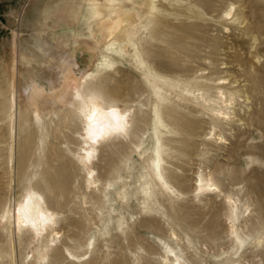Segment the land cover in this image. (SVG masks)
Returning <instances> with one entry per match:
<instances>
[{"label":"rangeland","instance_id":"obj_1","mask_svg":"<svg viewBox=\"0 0 264 264\" xmlns=\"http://www.w3.org/2000/svg\"><path fill=\"white\" fill-rule=\"evenodd\" d=\"M69 1L56 0L54 7L40 18L35 15V9L42 2L45 5L47 0L29 1L19 41L24 56L17 58L10 31L5 27L0 30V132L8 129L5 120L8 73H17L18 89L21 81L27 83L32 76L47 86L46 80L53 76L54 57L64 49L74 54L77 70L95 72L103 64H113L108 68L114 74L106 81L105 92L140 109L134 121L137 129L134 141L139 147L125 140L118 145H108L105 150L110 151L109 156L100 149L95 164L101 182L92 193L83 183V173L72 163V155L64 153L67 144L71 148L76 146L75 137L71 135L76 125L67 127L61 122L53 130L51 125L57 116L49 121L48 114L42 126L31 117L33 125L19 129L14 147L16 155L20 156L17 144L28 142V179H38L34 173L42 169L37 164L39 155H44V163L55 164L54 159L63 153L66 157L61 160L69 163H66L69 166L64 165L68 177H72L69 181L73 189L61 200L65 205L58 204L52 194H47L49 204L58 212L57 228L61 237L57 248L64 254L54 256L52 251L49 264H161L163 255L173 254L186 264H255L257 259H260L259 264H264V103L260 100L239 103L237 113L243 116L244 124L237 125L231 134L226 132L227 139L222 144H217L212 135L197 137V132L190 131L194 127L201 132L206 126L199 121L205 116L202 110L193 113L195 121L192 120L191 127H186L188 120L181 117L188 112L181 98L193 89L196 78L212 81L228 75L229 79H238L236 83L230 82L231 87L242 81L239 92L245 89L244 84H253L254 52L260 56L259 63L264 64V0H124L121 6L131 14L137 33L128 43L118 41L120 46L111 44L115 39L102 43L101 34L94 37L83 22L76 28L63 24L71 22L68 17L61 21L64 8L82 11L85 6L82 2L75 8L76 3ZM23 2L0 0V23L6 27L13 24L10 14L18 11ZM230 2L237 6L234 19L224 16ZM241 14L245 17L242 25L238 23ZM159 16L166 21L164 26L159 24ZM81 28L86 37L78 32L74 35L76 31L81 32ZM153 30L157 32L151 36ZM253 34L257 38L256 48H251L254 52L243 53L242 66L229 63L232 61L229 54L234 55L230 46L244 43L248 50ZM42 40L48 41L47 48L51 49L39 54L34 46ZM85 44L96 47L100 54L89 52ZM99 55L104 61L100 62ZM18 98L21 100V93ZM63 109L61 111L66 113ZM67 119H71V114L68 113ZM43 125L47 128L41 130ZM42 138L44 150L41 152ZM204 139L212 140L217 149ZM65 140L68 142L64 143ZM156 163L160 164L158 168H155ZM4 165L0 161V201L5 207L12 194L9 195L2 174ZM158 171L174 194L162 191L155 184ZM209 171L223 192L240 200L237 224L243 242L238 249L227 235L231 223L223 216L227 205L222 196L198 191V177ZM84 195L87 197L85 205ZM248 212L249 220L244 228L242 219ZM172 233L178 238L174 239ZM261 240L263 242L258 243ZM11 247L0 236V264H34L25 246H19L15 254ZM66 248L72 250L73 255L67 254Z\"/></svg>","mask_w":264,"mask_h":264},{"label":"bare ground","instance_id":"obj_2","mask_svg":"<svg viewBox=\"0 0 264 264\" xmlns=\"http://www.w3.org/2000/svg\"><path fill=\"white\" fill-rule=\"evenodd\" d=\"M29 1L30 0H24L18 11L11 12L10 16L13 19V24H8L6 27L1 23L2 29L5 27L10 31L11 38H13L14 41V47H16L17 58H19V56H24L19 47V41L22 36L21 27L23 15ZM55 1L56 0H47L45 5L43 2L39 4L35 9V15H37V18H40L41 16L44 17V14H47L46 12L54 7L53 4ZM71 1H73L71 3H76L75 8H77L82 2H85V6L82 11L64 8L63 10H65V12L61 21L63 22V20L68 17L71 22H63V24L71 25L70 27L74 28L77 24L83 22L84 24H87L91 35L95 37L96 34H101L102 43L106 40L115 39L111 44H116V46L121 45V43H118L120 40H126V43H128V41L135 37L137 31L133 26L134 24L131 14L125 11L124 7L121 6L124 0H116L115 2H112V0ZM106 10H109L110 12H107ZM236 14L237 6L235 3L230 2L227 10L224 12V16L226 19H234ZM158 18L159 24L163 23L164 26L166 21L164 22L160 16ZM244 21V14L239 15L238 23L242 25ZM32 26L34 30L37 29L34 21L32 22ZM69 29L70 28H68V31ZM225 29L228 31L227 27H225ZM256 30L258 29L255 28V32ZM77 32L78 34L80 33V36L82 35L81 37L87 36L82 28L81 32L76 31L74 35L77 34ZM156 32V30H153L151 36ZM80 36L78 35L77 37ZM152 38L154 39V37ZM250 39L253 40V43L249 45L248 50L244 48V43H236L230 46L231 49H233L234 55L229 54L232 58V61L229 63L236 62L237 66H242L240 59L243 53L245 51L254 52L251 48L255 49L257 46V38L254 34L251 35ZM262 43L264 44V40ZM47 45L48 41L42 40V43L36 44L34 49L39 54L46 53L51 49V47L48 49ZM85 47L89 52L96 51L100 54L98 49L94 46L85 44ZM113 49H115V47ZM172 50L176 51L177 49ZM35 54V52L34 54H31V58L32 56H35ZM56 54L57 55L54 57L55 63L52 65L53 76L49 79L46 78L47 86L36 81L32 76L27 83L21 81L20 89H18L17 73L10 74L11 71L8 73V86L6 91L8 95V105L6 107L5 119L8 129L7 132H0V161L1 165L5 164L2 168V174L6 178V188L8 193L9 195L12 194L5 207L0 201V208L2 209L4 207L0 210V236L2 237V240H6L11 244L12 252L14 254L19 246H25L27 250L26 254H28L31 259L35 260L34 264H49L48 260L52 251L54 256H64L63 250L61 252V250H58L57 248V242L61 237L60 231L57 228L58 212L49 204L47 194H52L53 199L60 204L61 200H64L65 194L70 191V188H72V183L69 181L71 176L68 177L67 175V166H69L67 164L69 163L67 161V164L63 163L61 160V158L66 157V154L63 153H61L60 157L54 159L57 162L55 164H53L52 161L44 163L42 159L44 155H39L37 164L39 167L42 166V169L40 172L34 173L35 176H38V179L35 181L28 179L30 174L27 169V164L29 166L30 162L28 160L26 161V144L28 142L24 140L20 145L17 144V147L20 146V156H18V154L16 155L14 147V140L19 133V129L21 127L27 128L33 125L31 124V117L38 126H42V122L48 114H50L48 117L49 121L52 120L51 117L54 115L57 116L51 125L53 130H56L61 122L65 123L67 127L76 125L77 128H74L71 131V135H73L72 137H75L73 139L75 140L74 142L76 143V146L75 148H71L68 144H65L66 147L64 153L67 151L68 154L70 153L72 155L73 159L70 158L72 159V163H74L83 173V183L86 189L92 193L99 188L101 182L95 164L100 149L101 151H104V153L107 152V155L109 156L110 151L108 152L105 148L108 145H118L117 143H123L125 140L127 143L134 145L135 148L139 147V144L134 141V135L137 131L134 121L137 120L135 114L137 110L140 109H134L132 107L133 105L122 103L120 100L113 98L105 92L104 87L106 81L109 79L110 75L114 74V72L108 70L113 64H103L101 68L95 70V72H92L89 69L88 71H81L77 70L75 67L76 61L74 59V54H70L64 49L61 51L59 50V53ZM99 59L100 62L104 61L102 55H99ZM259 61L260 56L258 55V52H254L251 62L253 66V84L251 86L244 84L245 89L243 92H239L240 83L242 81L231 87L229 85L230 82L236 83L238 79H229L228 75L213 78L212 81L199 80L196 78V82H194L195 85L193 84V89L187 92L186 97L181 98L182 101L186 103L188 111L181 116L183 119L188 120V122L185 123V126L191 127L193 123L192 120L195 121L193 113L202 110L201 112L205 114L203 117L206 119L200 117L199 121L206 126L203 125V131L201 130V132L194 130V127L193 130L190 131H192V133L197 132V137H201L204 134L205 137H207V135H212L213 140L217 144L225 143L227 139L225 133L230 131L229 134H231L237 125L241 126V124H244L241 122L243 116H240L239 113H237V105L241 102L248 104L249 102L252 103L253 101L258 100L264 103V64H260ZM257 63H259V65ZM225 67L226 66L221 68ZM201 70H206V68H202ZM207 73L209 72H204L203 74ZM251 89H253L254 92H252ZM257 89H259V91H257ZM196 91L197 93H195ZM113 92L115 91L113 90ZM209 92H212V94H209ZM20 93L22 96L21 100L18 98ZM237 95L241 96L242 99H238ZM61 108H65L63 110H65L66 113H63ZM259 111L261 112V110ZM68 113L71 114L70 120L67 119ZM43 126L44 127L41 128V130L47 128L46 125ZM199 127L202 126L200 125ZM41 140L43 144L41 147L42 152L44 150V139L42 138ZM204 141L206 144L212 146V148H215V150L217 149V144L212 140L204 139ZM67 142V140L64 141V143ZM103 155L105 156V154ZM106 165H108V163H106L105 166ZM159 165V163H156L155 168H158ZM155 181L156 183H154L159 185L162 191L174 194L173 189L167 183L160 171H158ZM197 183L199 192L216 193L222 196V201L226 202L227 211L223 213V216L225 220L231 223L229 230H227V235H229V241L238 249L243 242L237 224V220L239 219L238 210L240 208L239 198L223 192L215 183L210 171L205 176H199ZM18 186L19 189L17 190ZM146 193L147 192L144 191V194ZM83 203L84 205L87 203L86 195L83 197ZM61 205L64 206L65 204L61 203ZM248 207L249 206L247 205L246 209ZM236 216H238V218ZM243 217L242 221H244L245 228L247 227V221L249 220V212L247 215H243ZM171 236H173L174 239L178 238L175 233H172ZM263 241L261 240L258 243ZM205 247L206 250H209L208 246ZM66 253L73 255V251L68 248H66ZM160 263L186 264L176 254H173L172 256L163 255ZM254 263L259 264L260 259L255 260Z\"/></svg>","mask_w":264,"mask_h":264},{"label":"built area","instance_id":"obj_3","mask_svg":"<svg viewBox=\"0 0 264 264\" xmlns=\"http://www.w3.org/2000/svg\"><path fill=\"white\" fill-rule=\"evenodd\" d=\"M1 29H2V28H1V23H0V30H1ZM2 31H3V29H2ZM1 34H2V33H1ZM1 34H0V35H1Z\"/></svg>","mask_w":264,"mask_h":264},{"label":"snow or ice","instance_id":"obj_4","mask_svg":"<svg viewBox=\"0 0 264 264\" xmlns=\"http://www.w3.org/2000/svg\"><path fill=\"white\" fill-rule=\"evenodd\" d=\"M90 79V78H89Z\"/></svg>","mask_w":264,"mask_h":264}]
</instances>
